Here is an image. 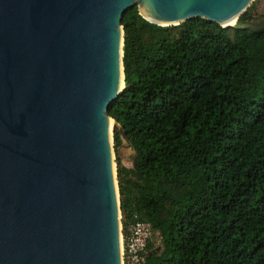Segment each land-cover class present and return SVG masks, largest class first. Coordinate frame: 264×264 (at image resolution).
Segmentation results:
<instances>
[{
    "label": "water",
    "instance_id": "95a60500",
    "mask_svg": "<svg viewBox=\"0 0 264 264\" xmlns=\"http://www.w3.org/2000/svg\"><path fill=\"white\" fill-rule=\"evenodd\" d=\"M253 1L0 0V264H122L121 24L136 6L161 27L264 29L239 21Z\"/></svg>",
    "mask_w": 264,
    "mask_h": 264
},
{
    "label": "trees",
    "instance_id": "16d2710c",
    "mask_svg": "<svg viewBox=\"0 0 264 264\" xmlns=\"http://www.w3.org/2000/svg\"><path fill=\"white\" fill-rule=\"evenodd\" d=\"M121 27L108 116L134 150L116 170L124 233L159 234L143 264H264V29L161 27L136 6Z\"/></svg>",
    "mask_w": 264,
    "mask_h": 264
},
{
    "label": "built area",
    "instance_id": "2783aa9c",
    "mask_svg": "<svg viewBox=\"0 0 264 264\" xmlns=\"http://www.w3.org/2000/svg\"><path fill=\"white\" fill-rule=\"evenodd\" d=\"M153 234L150 225L137 223L129 226L126 233L121 227L120 247L122 264H143L147 242Z\"/></svg>",
    "mask_w": 264,
    "mask_h": 264
},
{
    "label": "rangeland",
    "instance_id": "374dc122",
    "mask_svg": "<svg viewBox=\"0 0 264 264\" xmlns=\"http://www.w3.org/2000/svg\"><path fill=\"white\" fill-rule=\"evenodd\" d=\"M249 12V15L251 17L250 21H255L258 19H264V0H254L251 6L247 10ZM115 127H117L114 123L111 124V132H112V145L113 144V132ZM134 156V152L126 147V144L121 140V145L114 149L113 147V162H114V174H115V180H116V186L118 189V183L116 179V170H117V164L119 163L121 166L126 168L132 167V158ZM119 197V193H118ZM120 224L122 226V215L120 213ZM150 243L152 245L153 250L160 252L162 249L161 239L158 233L153 232L150 238Z\"/></svg>",
    "mask_w": 264,
    "mask_h": 264
},
{
    "label": "bare ground",
    "instance_id": "6f19581e",
    "mask_svg": "<svg viewBox=\"0 0 264 264\" xmlns=\"http://www.w3.org/2000/svg\"><path fill=\"white\" fill-rule=\"evenodd\" d=\"M237 24H238V17L234 18V20L231 22L230 26H237ZM112 123H114V122L112 121Z\"/></svg>",
    "mask_w": 264,
    "mask_h": 264
}]
</instances>
